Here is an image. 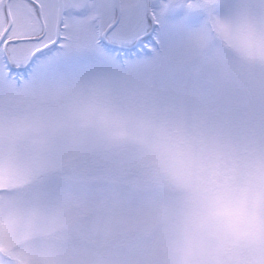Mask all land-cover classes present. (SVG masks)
<instances>
[{"label":"snow or ice","instance_id":"obj_1","mask_svg":"<svg viewBox=\"0 0 264 264\" xmlns=\"http://www.w3.org/2000/svg\"><path fill=\"white\" fill-rule=\"evenodd\" d=\"M197 222L264 224V0H0V264Z\"/></svg>","mask_w":264,"mask_h":264},{"label":"clouds","instance_id":"obj_2","mask_svg":"<svg viewBox=\"0 0 264 264\" xmlns=\"http://www.w3.org/2000/svg\"><path fill=\"white\" fill-rule=\"evenodd\" d=\"M154 251L152 264H264V224L237 239L217 222L177 223Z\"/></svg>","mask_w":264,"mask_h":264}]
</instances>
